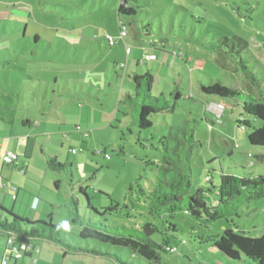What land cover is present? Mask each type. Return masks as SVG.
<instances>
[{"label":"rangeland","instance_id":"374dc122","mask_svg":"<svg viewBox=\"0 0 264 264\" xmlns=\"http://www.w3.org/2000/svg\"><path fill=\"white\" fill-rule=\"evenodd\" d=\"M120 2L0 0V101L5 107L15 104L12 112L4 113L10 119L27 115L35 120L32 126L17 122L13 133L3 122L6 115L0 120L5 148H14L20 156L18 168L3 171L21 193L16 201L0 193V202L31 221H48L53 214L62 238L71 244L87 241L78 235L81 228L69 221L73 197L79 200L83 217L100 219L87 207L81 187L99 212L118 205L120 210L128 206L132 215L120 218L106 212L101 219L141 228L147 212L134 209L131 202L141 188L153 189L159 169L167 167L168 161L189 162V193L204 189L208 203L217 199L223 173L264 172V147L248 142L256 120L249 105L201 90V85L221 83L236 89L250 82L234 59L210 46L223 40L236 46L264 91V0H141L143 7H137L132 17L118 15ZM121 21L128 27V36L111 46L107 35L119 39ZM35 35L40 36L37 42ZM151 52L156 59L147 60ZM24 53L29 61L21 58ZM121 60L127 65L119 70ZM147 71L155 76L153 96L169 97L178 90L181 98H172L174 110L152 116L151 128L138 129L125 97L135 94L129 76ZM192 118L197 122L196 142L191 146L190 139L175 128ZM49 157L68 167L51 170ZM8 170L13 171L12 177ZM168 220L178 225L172 241L178 249L164 253L162 264H255L245 256L230 260L200 239L226 227L261 236L264 197L242 206L238 216L210 224L185 212ZM154 238L162 241L159 233ZM89 244L97 245L93 240ZM108 247L128 264L145 262L128 248ZM70 259L64 264H82ZM85 261L118 264L93 255Z\"/></svg>","mask_w":264,"mask_h":264},{"label":"trees","instance_id":"16d2710c","mask_svg":"<svg viewBox=\"0 0 264 264\" xmlns=\"http://www.w3.org/2000/svg\"><path fill=\"white\" fill-rule=\"evenodd\" d=\"M140 1L121 0L118 15L135 16L137 7H143ZM122 25H126L125 22L121 21L120 27ZM24 27L23 34L26 36L27 24ZM39 39L40 36L35 35V41ZM210 46L234 59L250 82L236 89L221 83L201 85V90L208 95L223 99H241L248 104L251 114L256 119L252 124V131L248 134V142L254 146L264 147V91L259 87L260 81L250 70L248 62L235 45L222 40L219 43L213 41ZM14 52L17 53L18 50L15 49ZM21 58L24 61L28 60L25 53ZM130 80L135 94H128L125 99L129 102L132 112L136 114L133 124L138 129L151 128L152 116L164 110H174L176 104L172 98L176 100L181 98L178 90L175 93L172 92L169 97L164 94L160 97L153 96L155 76L150 71L144 74L134 73L130 76ZM256 88L260 90L257 91ZM196 122L192 118L185 121L182 127L175 128L184 137L190 139L191 146L196 142L194 135ZM232 153L233 151H230V155ZM167 163V167L159 169L153 189L146 191L141 188L137 200L131 202L134 209L147 212L141 228L109 224L106 218L101 219L106 212L120 218H132V215L128 206H125L126 210H120L118 205L99 212L90 205L89 197L85 189L81 187L80 191L87 199V207L100 218L99 220L86 219L79 212V200L75 197L71 199V205L68 207L69 221L72 225L81 228L78 235L81 239L87 240L85 244L66 242L61 236V228L53 221V214H49L48 221L41 219L31 221L1 203L0 234L4 236L15 234L23 238L51 241L64 248L67 253L111 258L118 264L128 263L108 246L124 247L145 261L139 264H162L164 253H171L178 249L176 245H172L178 225L170 222L168 218L173 219L178 213L185 212L200 223L210 224L222 218L238 216L242 206L264 197V172L259 174L257 169H251L250 172L240 176L223 173L217 192L218 197L212 203H208L204 189L198 188L194 194L189 193L192 186L189 162L183 163L180 160L175 162L176 164L170 161ZM47 165L53 171H62L68 167V164L60 162L57 157H49ZM206 180L212 183L211 177H207ZM157 233L161 234V242L154 238ZM89 240L95 241L97 245L92 246ZM200 240L202 243L211 244L230 260L240 261L245 256L255 264H264V234L251 237L226 227L221 233L208 235Z\"/></svg>","mask_w":264,"mask_h":264},{"label":"crops","instance_id":"0c3cea01","mask_svg":"<svg viewBox=\"0 0 264 264\" xmlns=\"http://www.w3.org/2000/svg\"><path fill=\"white\" fill-rule=\"evenodd\" d=\"M154 48H157V47L154 46ZM129 54H132V52L130 51ZM150 55L155 56L154 59H156V55L154 53L151 52L150 54H147V56H150ZM154 59H147V60H154ZM29 60L30 59H28L26 61H29ZM121 62H125L127 65V61H123V60L117 61V63H121ZM10 65L12 66V63ZM115 68H116V66H115ZM27 76L31 80V83H33V81H34L33 77L31 75H28V74H27ZM126 76H127V74H126ZM13 105H15V104L12 102V105L10 107H7V106L5 107L4 104L1 103V101H0V111H3V114H0V120L3 119V117L6 115L4 113H9V112L13 111ZM9 117H10V115H6V120L4 119L3 122H5L6 124H8L10 126V133H13L14 126H15V124H17V122H20L22 124V126H32L35 123V120L29 118L27 115L20 116L18 119H16V118L10 119ZM0 126H1V124H0ZM28 141H29L28 145L25 148V152H24L25 156H28V152L30 150V147H29L30 137L28 138ZM7 151H13L16 153L14 148H12L10 146H9V148H5L4 139L0 138V175L5 180H7V178H6L7 172H5L3 170L5 168L7 169L9 167H11V170L14 168H18L19 162H20V156H19L18 161L16 163H13L11 165L4 163L3 156L5 155V153ZM8 173H9V177H12L13 171L8 170ZM7 182H8V180H7ZM8 185H9V187H14V186L10 185L9 182H8ZM0 193H3L6 196H8V195L12 196L15 201L18 200L19 197L21 196V193L17 188H16V191H12L11 188L0 189ZM13 194H15V195H13ZM34 241L40 247V250L38 252L37 251H30L22 260H19L17 262L14 260H11L10 264H64L65 259H70V258H71L70 260H72L71 262H73V263L78 262V263L86 264V261H85L86 258L91 256L89 254H70V253H67V252H65L64 248H62L61 246H59V245H57L51 241H47V240H34ZM6 253H8L7 238H6V236L0 234V261L2 260V258L5 256ZM60 255H62V261L58 262V257ZM93 257H97V256H93ZM34 260H35V262H33Z\"/></svg>","mask_w":264,"mask_h":264},{"label":"built area","instance_id":"2783aa9c","mask_svg":"<svg viewBox=\"0 0 264 264\" xmlns=\"http://www.w3.org/2000/svg\"><path fill=\"white\" fill-rule=\"evenodd\" d=\"M128 36V27L122 25L120 27V37L115 39L113 36L107 35L109 44L115 45L121 40H124ZM155 56H147V59H154ZM126 63H120L117 65L118 69H125ZM75 152V150H72ZM19 155L13 151H7L3 156V161L6 164H13L18 161ZM11 188L12 191H16V187H9L7 180L0 175V189ZM8 244V253L0 261V264H10L11 260H22L30 251H39L40 247L35 243L34 239L23 238L15 234H9L6 236ZM35 262V260L33 261Z\"/></svg>","mask_w":264,"mask_h":264}]
</instances>
